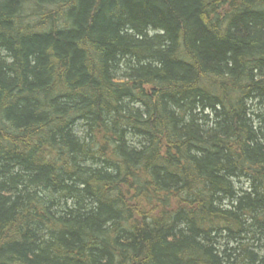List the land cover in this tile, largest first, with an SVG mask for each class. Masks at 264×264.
<instances>
[{
  "label": "trees",
  "instance_id": "obj_1",
  "mask_svg": "<svg viewBox=\"0 0 264 264\" xmlns=\"http://www.w3.org/2000/svg\"><path fill=\"white\" fill-rule=\"evenodd\" d=\"M0 264H264V0H0Z\"/></svg>",
  "mask_w": 264,
  "mask_h": 264
}]
</instances>
